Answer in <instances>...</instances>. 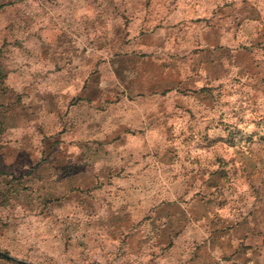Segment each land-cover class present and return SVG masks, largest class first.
Segmentation results:
<instances>
[{"label":"rangeland","instance_id":"rangeland-1","mask_svg":"<svg viewBox=\"0 0 264 264\" xmlns=\"http://www.w3.org/2000/svg\"><path fill=\"white\" fill-rule=\"evenodd\" d=\"M0 264H264V0H0Z\"/></svg>","mask_w":264,"mask_h":264},{"label":"water","instance_id":"water-1","mask_svg":"<svg viewBox=\"0 0 264 264\" xmlns=\"http://www.w3.org/2000/svg\"><path fill=\"white\" fill-rule=\"evenodd\" d=\"M0 258L6 259V260H9V261H13V262H16V263L19 262L16 259H14V258L10 257L9 255L4 254L2 252H0Z\"/></svg>","mask_w":264,"mask_h":264}]
</instances>
